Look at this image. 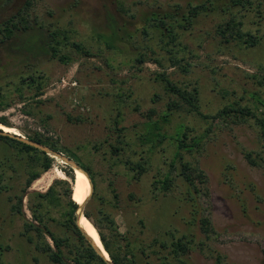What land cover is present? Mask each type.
<instances>
[{
  "label": "rangeland",
  "instance_id": "1",
  "mask_svg": "<svg viewBox=\"0 0 264 264\" xmlns=\"http://www.w3.org/2000/svg\"><path fill=\"white\" fill-rule=\"evenodd\" d=\"M202 1H36L33 16L39 18V24L48 26L50 22H57L64 26L71 23L77 31L76 41L91 46L96 57L85 58L72 53L73 62L63 65L37 52L32 59L24 60L17 48L33 45L38 37L40 46V40L45 39V32L33 25L34 30L19 34L8 46L0 48V88L8 94L9 103L4 110L0 107V118L8 122L9 126L5 128L11 129L10 133L26 139L39 133L58 142L74 161L90 168L96 186L93 191L96 197L92 196L88 201L90 211L94 216L99 209L109 213L117 225V232L124 236L130 227L140 231L139 221H142L148 232L145 231L141 238L161 237L166 230H172L175 237H187L186 241L193 245L188 254L193 264H217V255L222 258L221 264H264L262 127L254 118L236 111L219 115L228 107L234 110L248 108L257 118L264 120V106L261 105L264 104V21L258 22L251 14L243 19L244 31L261 39L260 44L248 48L237 40L226 44L220 39L216 25L222 16L201 15L190 29L181 31V48L174 50L185 60L176 67H170V56L159 52L155 46L160 54L155 55L156 58H164L163 67L154 63L155 56L148 54L145 63L133 68L126 62L135 55L132 49L135 40L132 46L127 45L124 53L111 55L90 39L95 30L98 33L109 31L112 23L125 25L132 32L142 26V19L149 12L162 13L173 4L185 7ZM23 3L24 0H0V22ZM182 46L187 48L186 51L180 52ZM29 64L35 68L29 70ZM31 72L44 75L46 79L47 85L39 96L25 88L17 92L12 85V82L19 81L20 75ZM161 73L181 88L198 90L197 113L182 107L180 116H173L172 127L183 125L191 130L190 136L206 132L197 150L182 155L185 162L196 165L205 174L204 184L198 182L195 185L200 191L197 195L200 215L208 219L214 230L208 235L209 240L198 223L191 227L185 225L189 209L179 193H184L187 185L181 179L177 182V190L159 194L156 200L152 198L151 182L159 169L167 168L162 161L164 158L167 163L172 160L170 144L166 142L162 153L153 157L151 171L141 181L134 182L122 165H112L115 158L105 143L115 141L110 131L115 120L118 128H126L131 135L147 121L148 112L154 110L152 119L155 120L165 110V105L175 99L155 81L157 74ZM117 113L121 117L118 118ZM15 154L12 148L5 151V145L0 143V160L5 156L9 158L6 179L12 187L0 198V242L9 246L5 263L51 264L20 236L23 221L12 210V205L17 202L12 197L20 194L27 174L26 168L13 157ZM248 154H252L257 166L249 164ZM67 167L54 159L51 169L46 172L50 177L49 182H45L47 185L32 184L27 190L22 200L26 220H33L29 211V193H43L55 180H65L72 188L73 182L64 174ZM57 171L63 176L59 177ZM109 182L114 183L117 199L108 187ZM250 186H254L256 192L253 193ZM57 191L62 194L64 186L58 185ZM59 210L55 206L50 209V216L56 219V224L51 227L53 232H60ZM104 232L109 234L106 229ZM46 240L53 246L49 238Z\"/></svg>",
  "mask_w": 264,
  "mask_h": 264
},
{
  "label": "trees",
  "instance_id": "2",
  "mask_svg": "<svg viewBox=\"0 0 264 264\" xmlns=\"http://www.w3.org/2000/svg\"><path fill=\"white\" fill-rule=\"evenodd\" d=\"M36 1L38 0H24L23 5L0 22V48L8 46L19 34L34 30L33 25H38L39 31L45 32V39L40 40V46H38V37L37 41L29 47L26 45L18 47L17 50L24 57V60L32 59V55L37 52L48 55L50 59L57 60L63 65L73 62L72 53L85 58L96 57V54L91 51V46H86L79 40L76 41L78 38L77 31L73 29L71 23V25L65 24L64 26L58 25L57 22H50L48 26L39 24L37 21L39 18L33 16V7ZM208 14L222 16V20L216 25V33L224 43L229 44L231 41L237 40L238 43L248 48L260 44L261 39L259 36H255L250 31H244L243 19L251 14L258 22L264 21V0H204L197 4H186L185 7L180 4H173L169 6L166 12H149L145 14L142 19V26L132 32L127 30L125 25L118 26L116 23H112L109 31L98 33L95 30V34L90 39L105 48L111 55L124 53L127 45L132 46V41L135 40L136 45L132 47L135 50V55L128 58L126 62L133 68L135 65L139 66L145 63L148 54L155 56L160 55L159 52H164L170 56L168 58L170 67L181 66L185 59L179 58L174 50L175 48H181V31L190 29L196 19L201 15ZM15 46L16 44L13 47ZM155 46H157L159 52L156 51ZM182 47L184 48L183 50L180 49V52L186 51L187 48ZM125 54H127V51ZM156 57L158 56L153 58L154 63L163 67L164 58L161 56H159L160 58ZM32 68H35V66L32 67L29 64V70H33ZM18 80L17 83L12 82L17 92L25 88L31 92L34 91V95L37 96L41 95L42 90L47 85L44 75L35 72L25 76L20 75ZM155 81L160 83L164 91L175 99L165 105V110L155 120L152 119V115H155L154 110L148 112L146 115L147 121L141 124L138 132L135 131L131 135L127 133L126 128H118V123L115 120L110 130L115 137V141L114 143L112 140L105 142L110 149L111 156L115 158L112 165H122L131 181L139 182L153 168V157L162 153V146L166 142L170 144L172 160L170 163L166 162V158L162 161V164L167 168L159 169L151 182L152 198L156 200L159 194L165 195L172 193L174 189L177 190V182L181 179L187 185L186 191L179 193L185 207L189 209V219L186 220L188 223L185 225L188 224L191 227L198 223L200 230L209 240L208 235H211L214 230L208 219L200 215L201 209L197 198L200 191L195 185L198 182L204 184L205 174L196 165L185 162L182 155V153H191L197 150L203 143L206 132L190 136L191 130H188L187 127L183 125L172 127L173 116L175 114L180 116L182 107H187L190 112L197 113L198 90L193 87L191 91H188L187 88L175 85L165 73L157 74ZM118 95L122 97V95ZM154 97L155 99L158 98L157 96ZM7 100L8 94H4V90L0 88L1 109L4 110L9 106ZM261 105L264 106L263 103ZM233 111L250 116L261 125L262 151L264 154V120L257 118L248 108L234 110L228 107L219 115L229 114ZM198 115L207 120V117L199 113ZM119 116L121 117L117 113L118 118ZM212 119L215 120V117H212ZM0 125L3 127L9 126L5 118H0ZM171 128L172 132L170 131ZM27 138L74 159L68 151L60 148L58 142L52 141L50 138H44L39 133ZM0 143L5 145V151L9 148L14 149L16 154L13 157L26 168L27 178L24 186L20 194L12 197V200L16 199L17 201L12 205V210L22 218L23 231L20 236L25 239L29 247L45 256L51 264H106L94 252L75 224V212L78 203L72 199L73 188L67 181L55 180L45 192L33 191L29 193V211L33 220L28 221L25 219L22 213V200L34 181L51 169L54 158L7 136L0 135ZM4 159H6L5 162ZM7 159L9 158L5 156L0 160V198L3 193L12 190L6 179V169H9L6 164ZM246 159L252 166H257L252 154L246 155ZM79 164L88 173L93 182L94 190H96L93 171L87 166ZM64 174L72 182L74 181V172L72 173L69 167L65 168ZM58 185L60 187L64 186L62 194L57 191ZM108 187L113 197L117 199L118 194L114 188V183L109 182ZM250 187L254 193L255 187ZM92 196L96 197V192H93ZM9 199L11 200V198ZM89 204L87 203L85 206L84 216L96 229L102 247L113 264H193L188 258L193 245L190 241H186L187 237H175L172 230H166L161 237L141 238L142 235H145V231L148 232L142 221H139L140 231L135 229L136 227H130L128 234L124 236L117 232V225L109 213L99 209L94 216L90 211ZM51 206L60 209L58 211L61 219L58 224L60 232L51 230L52 224H56V219L50 216ZM105 229L109 232V236L104 232ZM46 238L51 240L53 246L47 243ZM199 244L202 245V243ZM7 251H9V246L0 242V264H6L4 256ZM216 260L217 264L222 263V258L218 255Z\"/></svg>",
  "mask_w": 264,
  "mask_h": 264
},
{
  "label": "water",
  "instance_id": "3",
  "mask_svg": "<svg viewBox=\"0 0 264 264\" xmlns=\"http://www.w3.org/2000/svg\"><path fill=\"white\" fill-rule=\"evenodd\" d=\"M0 135L1 136H7L9 138L21 141V142H23V143H25V144H27L29 146H32L33 148H35V149H37V150H39L41 152H44L49 157L59 160L65 166H68L72 170V172L79 171L87 178V180L89 182L90 192H89L88 197L84 200V202L82 204H77L78 208H77V210L75 212V224H76L77 228L80 230V232L83 235V237L85 238V240L88 242V244L94 250V252L98 256H100L104 260V262L106 264H113V262L109 258V256L106 253V251H104V248H102V249L99 248L96 245L95 241L88 234H86L79 226V221H80L81 217L84 216L85 206L88 203V201L90 200V198L92 197L93 191H94L93 182L90 179L88 173L82 168V166L78 162H76L73 159L65 156L64 154L58 153V152L50 149L47 146H44V145L39 144V143H37L35 141H32V140H28V139H26V138H24V137H22L20 135L5 133L2 130H0ZM105 254L107 256H105Z\"/></svg>",
  "mask_w": 264,
  "mask_h": 264
},
{
  "label": "bare ground",
  "instance_id": "4",
  "mask_svg": "<svg viewBox=\"0 0 264 264\" xmlns=\"http://www.w3.org/2000/svg\"><path fill=\"white\" fill-rule=\"evenodd\" d=\"M0 130H2L5 133H10L11 131V129L5 128L1 125H0ZM57 174H60L59 177L63 176L62 173H60L59 171H57ZM74 175H75V179L72 183V188H73L72 199L76 203L82 204L84 200L88 197L90 192L89 182L87 178L79 171H75ZM48 176H49L48 173H44L38 180L34 181L33 185L34 186L47 185L45 182H49L50 180V177ZM79 226L86 234H88L95 241L96 245L99 248L101 249L103 248L96 229L91 224V222L87 220L84 216L81 217L79 221ZM105 256L107 255L105 254Z\"/></svg>",
  "mask_w": 264,
  "mask_h": 264
}]
</instances>
